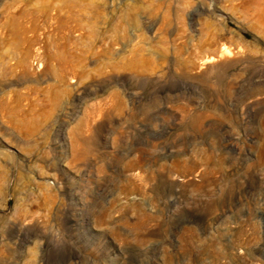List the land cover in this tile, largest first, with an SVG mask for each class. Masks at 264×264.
<instances>
[{
    "label": "rangeland",
    "instance_id": "1",
    "mask_svg": "<svg viewBox=\"0 0 264 264\" xmlns=\"http://www.w3.org/2000/svg\"><path fill=\"white\" fill-rule=\"evenodd\" d=\"M0 264H264V0H0Z\"/></svg>",
    "mask_w": 264,
    "mask_h": 264
}]
</instances>
